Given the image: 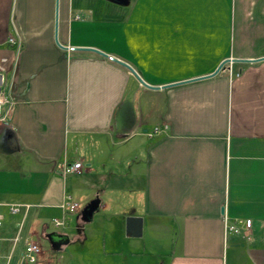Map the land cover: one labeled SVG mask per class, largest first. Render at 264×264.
<instances>
[{
  "label": "crops",
  "instance_id": "0c3cea01",
  "mask_svg": "<svg viewBox=\"0 0 264 264\" xmlns=\"http://www.w3.org/2000/svg\"><path fill=\"white\" fill-rule=\"evenodd\" d=\"M0 73L10 264L40 236L65 264H264V0H0Z\"/></svg>",
  "mask_w": 264,
  "mask_h": 264
},
{
  "label": "built area",
  "instance_id": "2783aa9c",
  "mask_svg": "<svg viewBox=\"0 0 264 264\" xmlns=\"http://www.w3.org/2000/svg\"><path fill=\"white\" fill-rule=\"evenodd\" d=\"M8 42L15 46L16 48H20L22 45V41L20 39V36L18 34H13L9 36ZM71 49V48H70ZM2 80V75L0 73V82ZM7 106L6 109L3 110L4 106ZM14 105V99L12 96L6 95L2 92L0 88V123L3 124H9V113L12 109V106ZM160 127H154L151 131H148V135L150 137L157 135L161 132ZM83 167V163L81 161H74L69 162L65 160L62 163V174L66 175L69 173H80ZM79 203L77 201H74L70 195H66L64 198V201L62 203V207L65 210H68L70 212H74L78 210ZM9 210L12 214H17L21 210L20 205H9ZM4 223V216L3 214H0V228L2 227ZM63 223L62 220H55L56 225H61ZM252 224L251 219H235L234 222L230 221L227 217H225V231L226 233L233 232L238 233L241 230V227L245 225L246 227H250ZM19 237H17L15 240H18ZM41 252V246L40 244L35 240H28L25 242V249L23 252V261L27 262H36L38 254ZM11 257L8 255H5L1 251V236H0V264H10Z\"/></svg>",
  "mask_w": 264,
  "mask_h": 264
},
{
  "label": "water",
  "instance_id": "95a60500",
  "mask_svg": "<svg viewBox=\"0 0 264 264\" xmlns=\"http://www.w3.org/2000/svg\"><path fill=\"white\" fill-rule=\"evenodd\" d=\"M98 51V50H96ZM100 52V51H99ZM121 62V61H120ZM229 62V59L226 60L225 62H223L215 71V73H217L223 66L225 63ZM124 65H126L128 68H130L133 73L136 75V77L145 85H147L139 76V74L129 65H127L126 63L122 62ZM99 204H100V200L97 199H93L91 200L82 210V221L84 222H89L92 217L93 214L95 213L96 210H98L99 208ZM127 229L128 231H130L133 235H140L142 232V219L139 217H135V216H130L127 219ZM67 239L64 236L59 235L58 237H56V239H52V244L54 246L55 249H60L61 244L63 242H65Z\"/></svg>",
  "mask_w": 264,
  "mask_h": 264
},
{
  "label": "rangeland",
  "instance_id": "374dc122",
  "mask_svg": "<svg viewBox=\"0 0 264 264\" xmlns=\"http://www.w3.org/2000/svg\"><path fill=\"white\" fill-rule=\"evenodd\" d=\"M21 211L19 212V214L15 215V216H17V217H18V215L20 216L21 215ZM10 215L11 214H9L8 217ZM20 217H22V216H20ZM29 218L30 219L32 218V214L29 215ZM44 221L52 226L53 218L46 217L44 219ZM41 231H42V229H41ZM27 238L33 239V238H35V235L33 236V234H29V235H27ZM38 241L41 244V252L38 254L39 257H37L38 258L37 262L36 263L35 262H32V263L28 262L26 264H65V261L63 263V259H65V257L64 258L60 257L64 253L52 251L51 245H50L48 239L40 236ZM99 247H96V248H99ZM70 250L73 251L74 247H70ZM73 252H76V251L74 250ZM76 254H77V252H76ZM69 258H70L69 264H78L77 262L81 261L80 258H77V257L75 258V256H72V257H69ZM99 259L101 260V258H99ZM104 260H108V259H103L102 261H104Z\"/></svg>",
  "mask_w": 264,
  "mask_h": 264
}]
</instances>
